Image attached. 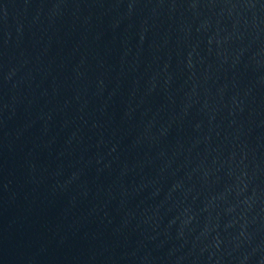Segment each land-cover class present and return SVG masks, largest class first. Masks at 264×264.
<instances>
[{
	"label": "water",
	"instance_id": "water-1",
	"mask_svg": "<svg viewBox=\"0 0 264 264\" xmlns=\"http://www.w3.org/2000/svg\"><path fill=\"white\" fill-rule=\"evenodd\" d=\"M0 264H264V0H0Z\"/></svg>",
	"mask_w": 264,
	"mask_h": 264
}]
</instances>
